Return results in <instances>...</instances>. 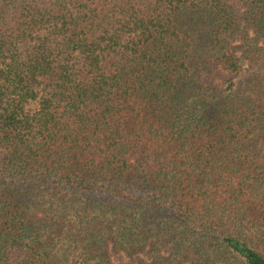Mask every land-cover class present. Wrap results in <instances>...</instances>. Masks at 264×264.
<instances>
[{"label": "trees", "instance_id": "obj_1", "mask_svg": "<svg viewBox=\"0 0 264 264\" xmlns=\"http://www.w3.org/2000/svg\"><path fill=\"white\" fill-rule=\"evenodd\" d=\"M0 264H264V0H0Z\"/></svg>", "mask_w": 264, "mask_h": 264}, {"label": "rangeland", "instance_id": "obj_2", "mask_svg": "<svg viewBox=\"0 0 264 264\" xmlns=\"http://www.w3.org/2000/svg\"><path fill=\"white\" fill-rule=\"evenodd\" d=\"M212 74L217 85L221 84L223 80L231 78L232 75L222 70L220 65L216 63L212 69ZM145 258V257H144Z\"/></svg>", "mask_w": 264, "mask_h": 264}]
</instances>
